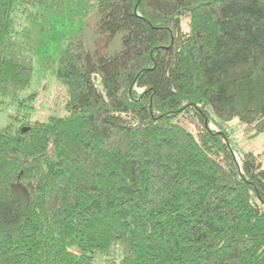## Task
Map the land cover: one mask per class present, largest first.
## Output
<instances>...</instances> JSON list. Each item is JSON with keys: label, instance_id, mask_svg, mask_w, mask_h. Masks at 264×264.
Instances as JSON below:
<instances>
[{"label": "trees", "instance_id": "1", "mask_svg": "<svg viewBox=\"0 0 264 264\" xmlns=\"http://www.w3.org/2000/svg\"><path fill=\"white\" fill-rule=\"evenodd\" d=\"M65 2L0 0V111L17 107L0 126V264H264V165L209 126L264 132V0H97L122 48L69 38L66 115L31 120L30 28Z\"/></svg>", "mask_w": 264, "mask_h": 264}, {"label": "rangeland", "instance_id": "2", "mask_svg": "<svg viewBox=\"0 0 264 264\" xmlns=\"http://www.w3.org/2000/svg\"><path fill=\"white\" fill-rule=\"evenodd\" d=\"M47 20L48 23L41 26V30L30 28L34 45V70L31 82L21 93V97L35 94L33 107L29 109L31 120H46L50 116L66 115L65 104L68 94L66 87L56 77V67L59 52L69 38L76 36L81 39L91 53L113 55L122 48L124 31H119L110 38L99 33L97 0H66L63 11L55 16H47L46 22ZM183 29H187L185 23ZM16 109V105L2 107L0 126L7 122ZM182 123L187 129L197 131L195 123H190L186 119L182 120ZM209 126L224 130L228 134L238 162L241 161L243 152L253 151L259 154V160L264 165V132L254 134L251 128L243 125L238 119L225 123L215 122L212 115L209 118ZM92 264H106L105 258L97 255Z\"/></svg>", "mask_w": 264, "mask_h": 264}]
</instances>
